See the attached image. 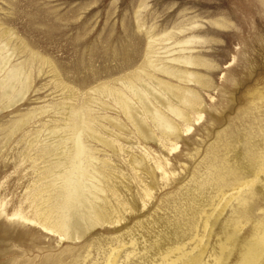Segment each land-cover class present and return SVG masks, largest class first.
<instances>
[{"label": "rangeland", "instance_id": "rangeland-1", "mask_svg": "<svg viewBox=\"0 0 264 264\" xmlns=\"http://www.w3.org/2000/svg\"><path fill=\"white\" fill-rule=\"evenodd\" d=\"M136 75L193 100L151 99L172 130L107 96ZM77 112L110 144L79 135L88 177ZM65 174L104 217L78 238ZM263 233L264 0H0V264H238Z\"/></svg>", "mask_w": 264, "mask_h": 264}, {"label": "bare ground", "instance_id": "bare-ground-1", "mask_svg": "<svg viewBox=\"0 0 264 264\" xmlns=\"http://www.w3.org/2000/svg\"><path fill=\"white\" fill-rule=\"evenodd\" d=\"M152 82H153V84L155 83L154 82V78H152L151 76L148 77V79L146 80V79L143 78V76L136 75L134 77V79L132 77V79L129 78V79H127V80H125V81H123L121 83V84H123L125 89L130 93L129 97L126 95V93L124 91H121V90H118V89H114V90L108 89L107 93H106L107 96L110 97L112 99V101L115 103V105L118 107L119 111H121L122 114L125 116V118L130 121V123L133 125V127L135 128L137 133L141 137H143V139H150L152 137V133H151V130L149 129L147 123L144 121V119L141 118V115H144V117L146 119H148L150 121V123L154 124V127H160V128L166 129V130H170V129L172 130V128H171L172 126H171V124L169 123V121L167 119L168 117L165 116V114L163 113L164 111H162L161 109H165V111H169V112L173 113V115L182 117L183 113H182L181 109L178 106H176V105L178 103L180 104V102L181 103H185V104L193 102L192 99L185 97L183 92H181V89H175V88H172V87H170L168 85H165V84H162V83H159L158 81H156V83H155L156 86L158 87V89L163 94V95L160 96V95H158L156 92H154L151 89L149 83H152ZM130 95H131V97H130ZM164 95L166 96V98L174 100L173 101V102H175L174 106H170V103L163 97ZM149 96H150V101H151V99H153V101H155L161 107V109H159L158 105H157L158 108H155V106L153 107L151 105L153 103V101H151V103H150L149 98H148ZM156 103H155V105H156ZM100 104H101L102 108L103 107L110 108L105 103H100ZM135 104H137V105H135ZM87 115H88V113H87ZM84 120H85V118L83 116V113L82 112H77L76 115H75V122L72 125V134H71V136L73 138L72 139L70 138L71 139L70 140V142H71L70 145H72V149H71L72 151L71 152H73V159H74L73 170H72V168H71V170L75 172L77 177H82V176L88 177V174L85 173V171L83 170L84 168L82 166H80L81 165L80 164V161H81L80 159L82 157H84V155H85V150H84L83 146L81 145L82 141L81 142L79 141V135L80 134H83V135H86V136L91 137L93 139H96L97 141H99V142H101V143H103V144H105V145L110 147V144L107 141H105V139L102 140L99 136H97L96 133L88 126L90 124H87V122L85 123ZM108 121L111 123L112 127L116 128L118 130L124 129V128H122L123 125L121 126L119 124V122H116L114 120H110V118L108 119ZM187 128H189V127H187ZM70 148L71 147H69V149ZM259 171H257V172L259 173ZM71 172L70 173L67 172V173L70 174V175L71 174L73 175V173H71ZM256 174H254V175H256ZM70 175H69V177L67 176V174L64 175V178L67 176L68 180L65 181L66 182V184H65V188H66L65 191L66 192H64V193H65L66 196H65V198L63 197L64 199H63V201L61 203L62 207L68 213V218H67L68 220L65 221L63 224H61L60 226L64 228L65 232L71 238H74V237L78 238V237L83 235V233H84V231H85V229L87 227H91V226L97 225L96 223H98L99 221H102L104 217L102 216L103 213L99 212V211H101L100 209H99V211H97L98 209L97 210H91L90 207H89V199L92 200V198H93V196L90 195L92 192L90 194H88V193H86L85 191H83L81 189V185L80 184H81L82 181L80 182L79 178L77 180H74L73 183H71L70 179H69V178H71ZM72 177H73L72 179H76V178H74V176H72ZM255 178H258L257 175H256V177L254 176V179ZM66 179L67 178H65V180ZM87 180H89V179H87ZM63 183H64V181H63ZM250 183H251V181H250ZM86 185L87 184L85 183V187H86ZM82 186H83V184H82ZM88 187L91 188V186H88ZM63 189H64V187H63ZM57 206H58V204H57ZM63 208H62V210H64ZM52 209H51V211H52ZM93 209H95V207ZM41 213H43V212H41ZM207 218H209V215H208V217H206V219ZM65 220H66V218H65ZM56 224H54V225H56ZM235 230H238V229H235ZM58 231L60 232L61 230H58ZM61 232H63V230ZM65 236H67V235H65ZM228 238H230V237H228ZM222 246H224V245H222ZM202 249H203V247H202ZM225 249H226V247H225ZM223 250H221V252ZM263 254H264V236H261L253 244L246 245L245 250L241 254V257H240L241 259L238 262V264H259V262L261 264H264V256H261ZM182 255L183 254L181 252V256ZM195 255L193 254L192 256H194V257L190 258L188 260V262L183 263V264H199L201 262V259H200L201 258V253H198V254H195ZM261 258L263 259L262 261H261ZM176 259H178V258H176ZM176 259H174V262L176 261ZM187 259H188V257H187ZM183 261H184V259H183ZM181 262H182V260H181ZM169 263L171 264V262H169ZM172 264H173V261H172Z\"/></svg>", "mask_w": 264, "mask_h": 264}]
</instances>
